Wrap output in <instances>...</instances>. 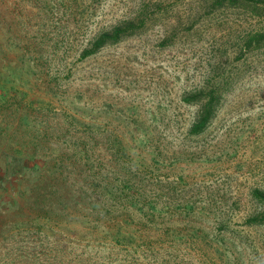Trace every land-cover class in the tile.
Instances as JSON below:
<instances>
[{"label": "rangeland", "instance_id": "1", "mask_svg": "<svg viewBox=\"0 0 264 264\" xmlns=\"http://www.w3.org/2000/svg\"><path fill=\"white\" fill-rule=\"evenodd\" d=\"M204 12L199 0H0V264H264L251 195L264 190V52L242 53L253 21ZM135 18V34L88 51ZM196 87L223 89V107L189 135L182 99ZM68 157L85 173L112 165L111 187L122 169L136 193L122 208L65 179Z\"/></svg>", "mask_w": 264, "mask_h": 264}, {"label": "trees", "instance_id": "2", "mask_svg": "<svg viewBox=\"0 0 264 264\" xmlns=\"http://www.w3.org/2000/svg\"><path fill=\"white\" fill-rule=\"evenodd\" d=\"M199 1H201L205 5L204 15L208 16L209 18L221 20L224 18L227 19L230 16L234 17L236 15V21L240 20L239 17L253 21V23L245 21L247 23V26L244 27L239 33L238 39L240 40L242 48H244V50H242V53H250L252 51H261V53L264 52V0ZM144 4L146 5V3H143V6ZM142 21L144 22V20L135 18L120 22L110 27L109 30L101 33L97 38L94 39L92 43H90L91 48L88 51L91 53L95 52L96 49L105 45L106 43L115 44L123 37L135 34L141 29V27H143ZM238 52L241 53V48L238 50ZM223 96V89L219 87H196L186 91L183 95V102L195 106V112L192 120L190 121V123H188V129L186 133H188L189 135H197L204 132L208 127H210L214 123V120L217 119L220 110H222L224 98ZM74 169L80 171L75 174ZM83 169V166L82 168L80 167L79 161L68 157L67 164L65 165V167H63L62 171H66L65 179L67 180L85 178L87 179L86 181L88 183H96L100 193L103 192L104 194H106L105 196L108 197L109 201H112L116 204L119 203L122 208L125 206L124 203H120V201L128 200L127 193H130L129 196L136 193L132 191L135 188V185H133V183H128L130 179L127 178V174L122 169L119 170L124 173V177L122 176L121 181L118 182L121 184L116 187H111L106 184L107 179L111 174V170L113 169L112 165L109 169H105L104 173H102L103 170L101 168L99 170H96V168H94L93 171H89V173L82 172L81 170ZM251 195L259 202L264 203V190L256 188ZM130 206L132 205L130 204ZM123 222L125 221L123 220Z\"/></svg>", "mask_w": 264, "mask_h": 264}]
</instances>
